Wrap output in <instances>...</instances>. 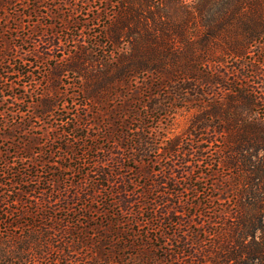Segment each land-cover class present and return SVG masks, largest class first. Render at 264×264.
Returning <instances> with one entry per match:
<instances>
[{
    "label": "rangeland",
    "instance_id": "obj_1",
    "mask_svg": "<svg viewBox=\"0 0 264 264\" xmlns=\"http://www.w3.org/2000/svg\"><path fill=\"white\" fill-rule=\"evenodd\" d=\"M124 1L0 0V214L8 196L20 200L10 210L37 213L36 227L25 219L12 234L20 240L42 231L38 264H142L143 258L170 264L174 243L170 225L158 217L161 205L122 214L116 193L125 180L141 202L149 201L165 180L191 214L177 235L197 239L193 248L203 253L195 264H263L239 263L215 245L224 242V225L240 218L251 226L240 232L244 242L264 240V141L252 131L218 134L233 123L264 124V42L242 57L219 56L221 62L200 67L221 85L193 81L198 88L187 97L195 93L194 100H175L178 83L163 84L156 74L125 82L113 70L101 73L116 57L112 46H100L104 26ZM148 8L140 7L129 25L157 27L150 19L156 9ZM157 102L168 110L149 111ZM143 127L145 153L137 147ZM119 153L126 158L109 163L110 181L96 189L94 160ZM44 192L55 201L45 202ZM0 228L11 231L5 223Z\"/></svg>",
    "mask_w": 264,
    "mask_h": 264
},
{
    "label": "trees",
    "instance_id": "obj_2",
    "mask_svg": "<svg viewBox=\"0 0 264 264\" xmlns=\"http://www.w3.org/2000/svg\"><path fill=\"white\" fill-rule=\"evenodd\" d=\"M124 3V6H121V9L116 12L113 20L104 26L103 35L106 37V41L100 42V46L102 43L112 46L113 50L111 51L116 54V57L104 64L106 68L102 69L101 73L113 70L115 75L125 82L148 72L156 74L162 78L163 84L178 83L174 99L182 102L194 100L195 93L192 94L191 99L187 97L190 92H196L198 88L196 84L192 83L193 81L200 80L203 83L221 85V81L211 80L207 67H200L221 62L219 56L242 57L257 42H264V0H125ZM133 3L137 4V8L135 6L133 8ZM140 7L156 9L150 19L158 25L157 27L151 29L147 26L137 28L129 25L130 19L141 15ZM100 17V14H96L90 20L95 22ZM201 87L203 88V86ZM89 95L95 100L100 97L96 90H93ZM168 108L169 106H165L162 102H157L149 106V111H166ZM232 109L236 110V107L234 106ZM239 112L237 110V116ZM213 113L219 115L221 112L220 109H216ZM229 125L223 130H219L218 134H224L226 129L232 132V136H241L246 133L244 131L247 133L252 131L264 141V124L254 127H236L238 125L236 123ZM197 128L205 130V126L197 127L196 124ZM142 130L143 132L141 131L139 134L140 141L138 140L137 147L145 153L148 147L149 133L145 131V127ZM196 148L199 153L198 158H200L203 146ZM190 150L188 149V151ZM167 151L171 155L176 152L173 148ZM125 158V154L119 153L118 156H105L102 159L94 160V165L96 164L98 169L92 170L90 173L97 174L96 189H103L102 183L110 181L112 173L108 169L109 163L117 160L120 162ZM170 176L173 175L170 174ZM172 179L169 177V181H173ZM120 183L122 184L116 192L119 196L117 205L120 208V213H132V208L137 206L136 213L141 214V205L147 206V208L156 204L161 205V208L157 210L158 217L170 225L171 233L169 235L174 243L168 253L170 264H195L196 257L203 253V249L193 248V245L198 244L197 239L179 238L177 235L180 226L188 227L191 219L190 212L185 210L179 200L180 191L167 189L168 187L163 185L169 186V182L163 180L157 183V186H160L157 189L158 195L149 201L141 202L140 195H137L133 188L128 187L125 180H121ZM44 195L42 199L48 204L55 201L48 193L44 192ZM6 202L7 208L0 214L2 216L0 224H8L11 231H2L0 228V264H38V260L43 258L45 253L42 250L44 244L39 239L42 231L34 229L33 232L20 240L19 237L12 234L23 227L22 220L25 219H30V226L36 227L37 213L25 210L18 213L17 209L10 210V205L20 202L18 198L13 199L8 196ZM231 224H225L224 226L228 227L222 228L226 235L223 237L224 242H218L215 245L217 253L219 255L229 253L227 258L232 257L239 263H251L256 259L264 264V240L256 242V238L253 237V240L244 242L246 239L244 240L243 234L240 232L250 230L251 226L248 228L247 224L241 222V218L238 223ZM187 232L189 231L184 233L187 234ZM214 234L219 237L221 235L220 232H214ZM162 235L166 234L162 233ZM185 256L192 260L184 261ZM162 263V259L153 261L143 258L142 260V264ZM212 264H220V262L216 261Z\"/></svg>",
    "mask_w": 264,
    "mask_h": 264
}]
</instances>
